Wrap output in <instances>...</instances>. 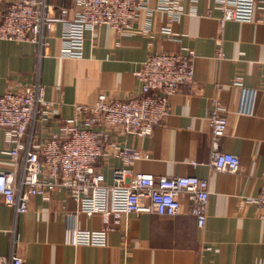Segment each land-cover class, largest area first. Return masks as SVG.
I'll list each match as a JSON object with an SVG mask.
<instances>
[{
	"label": "crops",
	"instance_id": "1",
	"mask_svg": "<svg viewBox=\"0 0 264 264\" xmlns=\"http://www.w3.org/2000/svg\"><path fill=\"white\" fill-rule=\"evenodd\" d=\"M144 2L146 8L138 12L127 34L118 37L106 25L85 32L80 58L60 56L63 26L58 21L46 32L41 57L33 43L0 40V92L31 85L38 78L46 105L57 112L35 126L44 140L58 133L76 104H93L101 93L109 99L138 95L141 84L135 72L148 54L192 49L193 82L181 85L169 98L164 121L149 136L109 128L94 168L104 184L112 182L115 168L129 175L207 179L205 226L197 227L185 194L174 216L132 212L91 217L79 213L76 202L62 190L32 197L28 211L18 215L0 196L1 257H9L17 237L15 252L25 264H264V207L248 201L258 196L264 175V2L250 22H221L215 0ZM165 2L181 8L170 25L173 38L161 31L170 17L161 7ZM50 3L54 17L60 7L67 8L69 16L76 11L70 0ZM213 97L223 105L227 120L219 148L238 156L236 173L210 172L206 166ZM8 147L0 128V171L13 168L4 152ZM123 147L136 149L140 158L124 161L117 155ZM69 228L105 230L106 244L74 245Z\"/></svg>",
	"mask_w": 264,
	"mask_h": 264
},
{
	"label": "built area",
	"instance_id": "2",
	"mask_svg": "<svg viewBox=\"0 0 264 264\" xmlns=\"http://www.w3.org/2000/svg\"><path fill=\"white\" fill-rule=\"evenodd\" d=\"M76 11L69 16L68 9L60 7L58 16L50 13V0H0V40L30 42L43 55L47 45L46 32L51 24H62L60 56L80 58L85 32L97 27H111L121 37L129 32L138 12L145 9L144 0H70ZM264 0H215L222 13L221 22L227 20L252 21ZM161 7L170 17L161 29L173 38L171 23L181 14L175 2ZM220 54V53H219ZM194 51L154 52L147 55L135 72L141 84L138 95L126 99H109L99 94L93 104H76L74 114L64 120L58 133L40 140L35 126L48 116L57 114L46 105L44 86L37 80L31 85L17 84L0 92V128L5 130L8 149L4 152L12 159L13 168L0 171V196L15 215L28 211L30 199L39 194L62 190L77 204L79 213L86 217L99 213L104 216L120 213L146 212L160 216H174L180 208V196L190 202L189 212L198 228L206 223L208 181L198 176H154L115 168L112 182L104 184L103 176L94 168L101 154L102 143L109 138L108 129L118 127L124 134L149 136L156 125L168 114L169 98L183 84L193 82ZM221 102L213 97L208 114L210 122V150L206 163L210 172L236 173L238 156L219 148L227 120ZM117 155L131 163L140 153L123 147ZM193 164H197L193 162ZM259 209L264 207V175L257 197L248 199ZM70 217L66 214V220ZM70 242L74 245L104 246L105 230L70 229ZM14 233V229L12 230ZM19 240L13 238L8 258L0 256V264H25L15 252ZM202 250L210 251V246Z\"/></svg>",
	"mask_w": 264,
	"mask_h": 264
}]
</instances>
